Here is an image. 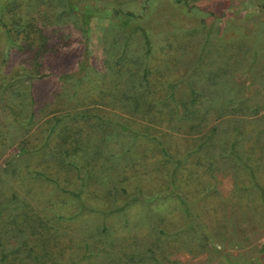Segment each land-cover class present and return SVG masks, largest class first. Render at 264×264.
Listing matches in <instances>:
<instances>
[{"label":"rangeland","instance_id":"1","mask_svg":"<svg viewBox=\"0 0 264 264\" xmlns=\"http://www.w3.org/2000/svg\"><path fill=\"white\" fill-rule=\"evenodd\" d=\"M33 23L45 36L37 46L26 40ZM122 47L123 59L148 65L143 106L139 113L118 102L96 107L149 137L133 142L114 127L107 142L88 144L87 168L110 178L95 183L98 195L81 198L105 213L82 209L69 219L82 211L67 191L80 181L48 155L64 131L48 148L34 147L43 144L47 119L79 110L80 100L58 99L64 87L73 90L84 56L91 65L84 81L100 88L93 71ZM65 73L74 78L60 79ZM169 84L173 99L165 101ZM27 90L46 114L31 127L11 113H26L19 100ZM65 121L71 132L76 123ZM130 156L141 162L133 166ZM49 230L57 249L36 260L31 240ZM0 264H264V0H0Z\"/></svg>","mask_w":264,"mask_h":264},{"label":"trees","instance_id":"2","mask_svg":"<svg viewBox=\"0 0 264 264\" xmlns=\"http://www.w3.org/2000/svg\"><path fill=\"white\" fill-rule=\"evenodd\" d=\"M178 1V0H177ZM34 17H31L29 22H34ZM31 27L33 29V36L28 37L26 40H34L32 42H35L34 46H37V41L35 39H45V36L41 30L39 32L35 33L36 24L33 23V25H27V27ZM85 28V27H84ZM43 34V35H41ZM144 38V45L146 47L147 54L150 51L149 49V39L143 35ZM85 42V39H84ZM42 46V45H41ZM39 46V47H41ZM127 53L126 47L119 48L118 50V57L112 61L105 60V65L103 66L102 70H99L97 72L93 68V73L96 72L100 74V81H102L100 88H96L95 84H91V86H88V82H85V78L90 77V68L91 65L87 62V55L84 56L83 60L80 63L81 71L80 77H77V82L73 87V90L70 91V89H67L64 87L61 89L60 93H64L65 95L58 99L59 102H72L75 104H79L76 100H80V106L79 110H76L73 108H77L75 105L71 111H64L63 114L58 115L57 117H54L53 119H47L45 121L46 126L41 127V132L43 134V144L37 148L35 151H40L45 149L46 147H49L51 136L60 130L64 131L62 134L59 135L60 144L58 147L53 148L49 152V158L51 160H57L60 165H66L68 167H71L75 170L77 177L80 181V188L79 190L74 191H68L69 194L73 195L77 202L79 203V208L82 210H86L87 213H97V214H104V209L97 208L95 205V199H90V201L85 202L82 198L84 197H90L93 194L98 195L99 188L95 186L96 182H103L104 180L109 181L110 173L107 170V176L105 174H98L97 172L103 170L102 168H99L97 171L94 172V169H88L87 166H90V159H88L89 154L86 152L88 144L92 141H99V142H107L111 136L119 133L129 132L131 135H133V142L137 141L141 138H147L149 137L146 132H142L138 129H132L121 122L118 121H112L111 117L113 115L111 114L112 111L109 113L110 110L104 109L103 111L100 109L98 110L96 105H104V106H114L116 102L119 103V105L125 106L122 110L126 113H130L132 111L140 112L143 105L142 102L145 100L144 96L146 95L147 87L149 86V80H148V74H149V68L145 60H142L139 57H133V58H127L123 59L124 56ZM128 63L130 64V68H133L132 73H126L128 71ZM105 67V68H104ZM129 68V70H130ZM75 73V72H74ZM74 73L63 74L60 79L66 81L67 79L74 78ZM83 76V77H82ZM37 79H40V77H37ZM138 83V86H133L135 83ZM144 88H147L146 90H143L142 87L144 85ZM143 85V86H142ZM170 91L167 92L165 95L164 100L168 101L169 99H173V86L172 84H169ZM30 89V85H29ZM92 90L86 91V90ZM84 92L83 95L85 97H82L79 95V92ZM86 91V92H85ZM25 94V98H21L19 100L20 104H25V108H23L22 112L26 110V113L22 115L21 111H14V107L12 105V111L11 113L14 115H17V119H19V124L25 127H31L32 124L34 125L39 119L44 118L46 114H43L42 112L45 111L44 108H37L38 101L36 99V96L32 90H27ZM23 95V93L21 94ZM110 95V96H109ZM66 97V99L64 98ZM113 100H111V99ZM195 97H192L190 99V102L194 101ZM110 100V102H109ZM57 101V100H56ZM115 102V103H114ZM110 103V104H108ZM85 105V107H84ZM90 105H93V107H90ZM112 108V107H111ZM149 108L152 110H155V105L151 104L149 105ZM171 107H168L166 110L169 111ZM101 112V113H98ZM105 111V112H104ZM114 114V113H113ZM111 115V116H109ZM20 117H22L23 121L20 120ZM115 118V116H114ZM64 119H69L72 122L76 123L75 128L70 132L67 129V122H63ZM82 123L86 128L85 130H81V124ZM64 124V125H63ZM146 128H151L149 126H144ZM62 129V130H61ZM90 129V132L88 133L87 130ZM73 135V140L71 139V136ZM66 138V139H64ZM152 138V137H150ZM149 138V139H150ZM64 140V141H63ZM152 141V139H150ZM153 141L156 142L155 144H160V142L154 137ZM239 139L236 137H233L230 143V149L231 151L235 152L236 146H239ZM97 149L96 145L94 146L93 150ZM164 150V149H163ZM130 159L133 162V166L136 164H139L141 161V157H132L130 156ZM144 168H149V165H143ZM177 168H174V171L172 175L176 174ZM144 172H147V170ZM97 173V174H96ZM39 176L43 177V173H37ZM112 174V173H111ZM119 174L115 171H113L112 178L114 181H117V178ZM145 175H149L148 173H145ZM250 175L251 178L254 180H257L255 172L250 169ZM49 178V177H48ZM116 179V180H115ZM127 177H124V180H126ZM151 181V180H150ZM95 186V187H91ZM89 187L92 189L90 190ZM114 194L119 192L128 193L127 187H114L112 189ZM82 197V198H81ZM94 198V197H93ZM137 200V198H132L130 200ZM129 203V201H128ZM95 206H92V205ZM122 207L116 208V211L123 210ZM83 210L80 211L78 214H74L69 217V219H73L77 217L78 215L83 213ZM115 210V209H114ZM188 208H185V211L187 212ZM110 212V211H108ZM188 213V212H187ZM49 229V228H47ZM94 230V229H93ZM107 230L106 225H103L101 228V232L105 233ZM35 232V231H34ZM55 234L56 231H54ZM50 235V236H49ZM33 243L30 247V253L34 256L36 259L37 253L42 254L49 251H55L57 249V237H53V233H50V230L47 233H42L40 236L36 237L35 239L31 240ZM90 248L89 243L85 242V249L87 250ZM45 251V252H44ZM85 254V253H84ZM6 253H2V261L6 259ZM38 256V255H37ZM84 256V255H83ZM37 260V259H36Z\"/></svg>","mask_w":264,"mask_h":264}]
</instances>
